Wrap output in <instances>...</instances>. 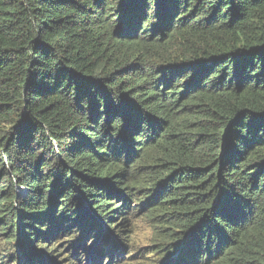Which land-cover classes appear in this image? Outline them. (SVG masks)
I'll use <instances>...</instances> for the list:
<instances>
[{
	"label": "trees",
	"instance_id": "16d2710c",
	"mask_svg": "<svg viewBox=\"0 0 264 264\" xmlns=\"http://www.w3.org/2000/svg\"><path fill=\"white\" fill-rule=\"evenodd\" d=\"M0 264H264V0H0Z\"/></svg>",
	"mask_w": 264,
	"mask_h": 264
},
{
	"label": "rangeland",
	"instance_id": "374dc122",
	"mask_svg": "<svg viewBox=\"0 0 264 264\" xmlns=\"http://www.w3.org/2000/svg\"><path fill=\"white\" fill-rule=\"evenodd\" d=\"M135 234L133 237L134 249H142L150 244L151 227L148 221L137 219L134 222Z\"/></svg>",
	"mask_w": 264,
	"mask_h": 264
}]
</instances>
